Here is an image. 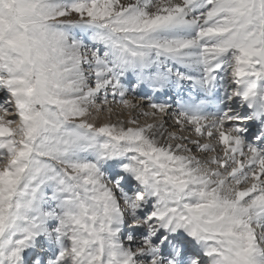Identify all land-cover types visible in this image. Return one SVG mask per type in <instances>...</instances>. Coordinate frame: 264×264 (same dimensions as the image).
<instances>
[{
    "label": "rangeland",
    "instance_id": "1",
    "mask_svg": "<svg viewBox=\"0 0 264 264\" xmlns=\"http://www.w3.org/2000/svg\"><path fill=\"white\" fill-rule=\"evenodd\" d=\"M148 1L126 0V5L118 9V0H0V81L17 92L14 100L23 121L21 127L15 126L17 118L3 121L20 140L8 153L0 143V264H33L34 256L40 257L39 250L24 262L22 254L29 243L37 249L44 246L46 240L36 239L34 234L45 225L66 241L64 264H77L84 255L87 264H129L121 261L119 252L124 240L121 230L129 222V213L121 206L122 197L115 194L119 176L127 171L136 177L141 173L136 190L148 187L165 209L173 210L178 223L195 229L197 237L192 241L208 246L209 258L215 264H226L224 253L232 256L233 264H262L259 260L264 255V233L260 230L264 217L248 225L232 223L235 204H218L211 189L193 180L175 160L167 156L158 159L150 153L147 142L136 141L131 135L134 129L126 134L115 128L102 132L88 129L71 100L73 84L64 50L72 42L71 31L84 25L108 47L116 46L131 51L134 57L148 59L165 37L173 36L168 30L161 32L173 17L164 23L144 22L141 18L146 10L153 12L159 5L177 0ZM205 1L231 4L230 11L220 18L219 27H215L218 36L241 41L225 56L230 83L239 65L246 67L250 77L254 71L259 72L256 79V74L252 77L254 81L263 79L264 0ZM211 10L209 5L198 14L201 21L197 25L207 22ZM177 35L180 32L174 38ZM0 97L10 102L3 91ZM6 114V110L0 111L1 117ZM148 118L150 122L157 119ZM39 129L35 146L22 142L34 138ZM254 137L252 134L249 141ZM202 162L200 165L208 172L216 166ZM8 164L24 167V171L13 178L5 171ZM228 168L225 173H232L233 167ZM261 180L264 183V177ZM111 187L115 190L112 199L106 195ZM134 193H130L133 201L140 202ZM115 207L120 208L118 215L124 219L120 223H116ZM150 212L142 215L140 225L152 221Z\"/></svg>",
    "mask_w": 264,
    "mask_h": 264
},
{
    "label": "bare ground",
    "instance_id": "2",
    "mask_svg": "<svg viewBox=\"0 0 264 264\" xmlns=\"http://www.w3.org/2000/svg\"><path fill=\"white\" fill-rule=\"evenodd\" d=\"M127 2L118 0L115 7L119 9ZM189 2L186 4L184 0H177L161 4L153 12H144L141 19L149 23H164L173 17L170 24L161 29L163 34L168 30L167 33L173 36L165 37L161 47L152 52L148 59L129 55L131 51L125 52L116 46L110 48L104 40L99 42L88 27H77L72 32V42L64 47L70 67L69 80L73 84L70 99L88 129L102 132L103 129L115 128L125 134L134 129L131 135L136 141L147 142L150 153L158 159L167 156L175 160L193 180L211 189L218 204H235L230 216L232 223L252 224L257 220L255 218L264 217V183L261 180L264 177V149L257 144L258 134L264 131V78L254 81L252 77L256 74L253 78H257L259 72L254 71L250 77L246 67L239 65L233 73L235 81L229 83L225 56L236 49L241 41L230 36H218L215 27H219L220 18L230 11L231 4L216 5L205 0ZM209 5L212 10L208 12L207 22L197 25L201 21L198 14ZM179 32L180 36L174 38L175 33ZM92 50H100L102 55L98 52L93 54ZM140 56L144 57L142 54ZM217 79L221 86L226 84L231 91L241 92L242 97L248 99L247 103H243L244 100L239 103V98L234 100L232 113L239 114L236 119L224 116L209 122L205 120V113L195 114L193 107L188 114L182 113L174 97L184 95V100L189 101L194 92L208 91ZM156 87H162L163 94L151 93V88ZM169 89L178 93L177 96L166 94L165 91ZM7 92L9 89L3 93ZM196 104L203 105V102ZM5 105L6 102L0 97V111H7L6 119L0 116V143L1 148L8 153L20 139L3 121L18 116L16 127H21L23 121L15 105L10 103L7 108ZM251 109L252 113H257L256 118H249ZM15 112L18 113L13 115ZM148 116L157 119L150 122ZM261 127L262 130H259ZM256 131V139L250 142L249 136ZM39 133L40 129L34 138L22 142L29 147L35 146ZM196 152L198 154H193ZM203 160L216 165L214 170H204L200 165L204 164ZM229 166L233 167L232 173L226 174ZM5 171L16 178L24 171V167L8 164ZM112 172L109 173L114 177ZM133 173L127 171L121 174L119 182H115L117 190L111 187L106 194L112 199L115 191L116 195L122 197L121 206L129 213V222L121 230L124 239L123 246L119 245L121 261L129 264H188L187 260L180 259L179 254L187 245L196 246L191 240L187 245L184 242L196 237L197 232L191 225L178 223L173 217V210L165 209L160 198L154 197L151 191L147 193L145 187L138 195L147 197L134 202L130 196L131 186L140 183L138 175L141 173L137 177ZM248 180L249 184H246ZM243 185L246 186L241 188ZM146 211H151L148 215L152 221L143 226L140 225V218ZM119 212L120 208H116V223L124 220L122 215H118ZM47 219L52 221L51 218ZM261 229L264 233V227ZM54 233L46 225L35 232L36 239L41 237L47 242L41 249H37L33 243L27 244L22 261L39 250L42 256L34 264H64L66 241L62 234ZM162 235L163 239L159 243ZM200 247L209 257L211 249L206 245ZM46 255L51 256V259L46 260ZM223 258L226 264L234 262L228 253H224ZM86 260L84 255L77 264H87ZM259 262L264 264L263 254Z\"/></svg>",
    "mask_w": 264,
    "mask_h": 264
}]
</instances>
